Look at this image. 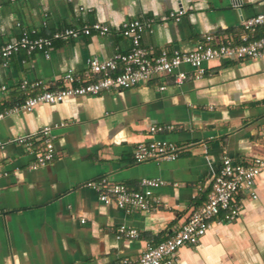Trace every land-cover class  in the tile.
<instances>
[{
  "label": "crops",
  "instance_id": "obj_1",
  "mask_svg": "<svg viewBox=\"0 0 264 264\" xmlns=\"http://www.w3.org/2000/svg\"><path fill=\"white\" fill-rule=\"evenodd\" d=\"M175 10L183 12L179 22H160ZM256 14H264V0H0V47L31 31L47 38L93 22L109 29L104 36L54 41L48 58L13 54L0 66L5 106L23 98L22 81L58 87L66 71L81 74L88 59L125 53L130 43L119 31L124 22L156 20L141 39L156 55L163 49L190 52L204 35L234 39ZM179 71L187 76L179 86L171 77L152 79L128 90L38 105L0 121V143L49 127L56 151L49 165L32 170L21 147H0V264L136 261L147 244L166 240L204 204L223 155L236 162L264 157V62L213 60L199 80L187 66ZM61 123L67 125L55 127ZM153 124L173 127L154 137L180 148L176 160L134 161L133 149L151 139ZM101 178L129 189L141 179H159L164 185L154 194L160 204L150 213H126L102 203L85 186ZM254 188V200L239 194L237 220L211 224L196 246L178 250L175 264H264V172ZM120 226L134 229L137 238L117 240Z\"/></svg>",
  "mask_w": 264,
  "mask_h": 264
},
{
  "label": "built area",
  "instance_id": "obj_2",
  "mask_svg": "<svg viewBox=\"0 0 264 264\" xmlns=\"http://www.w3.org/2000/svg\"><path fill=\"white\" fill-rule=\"evenodd\" d=\"M27 1V0H21ZM183 12L175 10L161 17L160 22H179ZM156 23L153 18L136 19L124 22L120 33L129 39V48L125 53H116L112 57L100 60L92 57L87 60L86 68L81 74L72 70L66 71L60 86L48 87L41 82L22 81L18 90L23 98L12 105L5 106L6 87H0V121L10 115L29 113L38 105H56L67 99L96 97L99 94L132 89L150 82L152 79L171 77L174 85H181L187 76L179 71L182 66L192 70V79L199 80L205 73V64L213 60L227 61H263L264 62V14H256L245 19L241 24L238 37L227 41H216L211 35H204L192 51L161 50L158 54L146 50L141 39L145 31H151ZM109 33V29L93 22L82 28H65L50 37H34L35 32L22 33L19 39L0 47V66H5L9 57L20 50L28 55L41 53L49 57L54 41H66L81 36ZM160 87L159 90H163ZM61 123L55 127H64ZM171 126L150 125L148 133L152 136L148 142L138 143L133 149L136 163L170 162L177 159L180 148L173 142L154 137L157 134L172 131ZM19 146L32 158L30 169L36 170L49 165L55 158V136L52 129L46 127L36 134L13 136L3 143ZM264 172V157H253L244 162H236L223 155L219 167L213 176L207 199L202 206L193 211L180 228L166 240L157 245L147 244L136 261L122 258L114 264H175L178 250L182 247H194L209 230L211 224L231 223L237 220L242 212L238 196L245 191L250 199L257 198L255 181ZM5 173H0V176ZM159 179H141L137 189H129L121 184L108 181L106 178L90 181L86 187L96 192L102 203L115 206L127 212L150 213L160 204L154 194L163 186ZM83 223V221H81ZM117 240H135L134 229L118 227Z\"/></svg>",
  "mask_w": 264,
  "mask_h": 264
}]
</instances>
